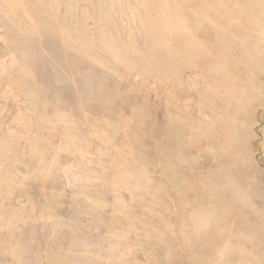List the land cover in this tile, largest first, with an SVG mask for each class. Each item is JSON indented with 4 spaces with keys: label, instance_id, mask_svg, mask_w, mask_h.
<instances>
[{
    "label": "rangeland",
    "instance_id": "obj_1",
    "mask_svg": "<svg viewBox=\"0 0 264 264\" xmlns=\"http://www.w3.org/2000/svg\"><path fill=\"white\" fill-rule=\"evenodd\" d=\"M206 1L0 0V264H264V0Z\"/></svg>",
    "mask_w": 264,
    "mask_h": 264
},
{
    "label": "bare ground",
    "instance_id": "obj_2",
    "mask_svg": "<svg viewBox=\"0 0 264 264\" xmlns=\"http://www.w3.org/2000/svg\"><path fill=\"white\" fill-rule=\"evenodd\" d=\"M203 1H206V0H203ZM227 1H228V0H227ZM237 1H238V0H237ZM248 1H249V0H248ZM256 1H257V0H256ZM259 1H260V0H259ZM261 1H262V0H261ZM261 1H260V2H261ZM156 2H157V1H156ZM161 2H163V1H161ZM206 2L208 3L209 0L206 1ZM223 2H224V1H223ZM223 2H222L221 5L225 4V3H223ZM225 2H226V1H225ZM228 2H229V1H228ZM233 2H234L235 5L238 3V2L235 3V1H233ZM252 2H253V0H252ZM260 2L257 1V4L259 3V6H258L257 4H255V6L257 5V6L260 8V6H261V5H260ZM263 2H264V1H263ZM263 2H262V3H263ZM218 3H220V2H218ZM262 3H261V4H262ZM157 4H159V1H158ZM160 4L163 5L164 3H163V4L160 3ZM201 4H202V3H201ZM203 4H205V3H203ZM230 4H231V3H230ZM232 4H233V3H232ZM247 4H249V3H246V6H247ZM251 4H252V3H251ZM155 5H156V4H155ZM183 5H184V4H183ZM221 5H220V6H221ZM226 5H227V2H226V4H225V6H226ZM237 5H238V4H237ZM244 5H245V3H244ZM180 6H181V5H180ZM218 6H219V4H218ZM218 6H217V7H218ZM220 6H219V7H220ZM227 6L230 7L229 4H228ZM233 6H234V5H233ZM242 6H243V5H242ZM246 6H245V7H246ZM248 6H249V5H248ZM251 6H252V5H251ZM251 6H249V7H251ZM156 7H158V6H156ZM176 7H177V6H176ZM178 7H179V6H178ZM185 7H187V6H185ZM185 7H184V9L182 8V9H183V10H182L183 14H184V11L186 10ZM217 7H216V8H217ZM223 7H224V6H223ZM223 7H220V8H223ZM249 7H248V8H249ZM261 7H262V6H261ZM160 8L162 9V6H161ZM160 8H159V9H160ZM172 8H173V7H172ZM172 8H171V10H172ZM190 8H191V6H190ZM220 8H219V9H220ZM233 8H234V7H233ZM242 8H244V7H242ZM159 9H158V10H159ZM165 9H166V8H165ZM176 9H177V8H176ZM179 9H180V8H178V10H179ZM187 9H188V8H187ZM219 9H218V10H219ZM225 9H226V7H224V10H225ZM230 9L232 10V8H230ZM230 9H229V10H230ZM240 9H241V7H240ZM240 9H239V10H240ZM253 9H254V8H253ZM156 10H157V8H156ZM158 10H157V11H158ZM162 10H164V9H162ZM168 10H169V9H168ZM178 10H177V11H178ZM216 10H217V9H216ZM218 10H217V13H219ZM220 10H222V9H220ZM242 10H243V9H242ZM258 10H259V9H257V11H258ZM173 11H175V9H173ZM177 11H175V15L178 14V13H176ZM180 11H181V9H180ZM245 11H248V10L246 9ZM251 11H252V8H251ZM253 11H255V10H253ZM257 11H256V12H257ZM263 11H264V10H263ZM263 11H262L261 13H263ZM222 12H223V11H221V13H222ZM225 12H226V11H225ZM239 12H241V11H239ZM227 13H228V12H227ZM233 13L236 14L237 11H236V13H235V12H233ZM247 13H248V12H247ZM252 13H253V12H252ZM152 14H153V12H152ZM173 14H174V13H173ZM186 14H187V12H186ZM188 14H189V13H188ZM188 14H187V15H188ZM238 14H239V13H238ZM238 14H237V16H238ZM242 14L245 15V13H243V12H242ZM242 14H241V15H242ZM254 14H255V13H254ZM263 14H264V13H263ZM155 15H156V14L154 13V16H153V15H151V16L155 17ZM178 15H179V14H178ZM247 15H248V14H247ZM249 15H251L250 12H249ZM256 15H259V13L256 14ZM170 16H171V17H170ZM170 16H169V17H170V19H171V18H172V15H170ZM182 16L184 17V16H186V15H182ZM182 16L179 15L177 20H179V19H180L179 17H182ZM188 16H189V15H188ZM233 16H234V15H233ZM237 16H236V17H237ZM252 16H253V14H252ZM259 16H260V15H259ZM259 16H258V17H259ZM166 17H167V16H166ZM176 17H177V16H176ZM231 17H232V16H231ZM234 17H235V16H234ZM236 17H235V18H236ZM261 17H262V15H261ZM158 18H160V17L158 16ZM174 18H175V17H174ZM186 18H187V16H186ZM186 18H185V19H186ZM241 18H242V17H241ZM247 18H249V17H247ZM255 18H256V16H255ZM154 19H155V18H154ZM182 19L184 20V18H182ZM182 19H181V21H182ZM187 19H189V18H187ZM200 19H201V18H200ZM223 19H224V18H223ZM237 19H238V20H237ZM237 19H236V21H240V20H239L240 17L237 18ZM242 19H243V18H242ZM242 19H241V21H242ZM252 19H253V17H252ZM256 19H257V18H256ZM157 20H158V19H157ZM157 20H156V22H157ZM162 20L164 21V18L162 19V17H161V20H160V21H162ZM165 20H166V18H165ZM192 20H193V19H192ZM216 20H217V19H216ZM216 20H215V21H216ZM220 20H221V17H220ZM243 20H244V19H243ZM245 20H246V19H245ZM259 20H260V19H259ZM174 21H175V20H174ZM190 21H191V20H190ZM222 21H223V20H222ZM255 21H256V20H255ZM261 21H262V20H260L259 22H261ZM183 22H184V21H183ZM186 22H187V21H186ZM191 22H192V21H191ZM219 22H220V21H219ZM226 22H227V21H226ZM226 22H224V23H226ZM247 22H248V21H247ZM256 22H257V21H256ZM236 23H237V22H236ZM240 23H241V22H240ZM240 23H238V24H240ZM229 24H230V23H229ZM233 24H234V23H233ZM244 24H246V21L244 22ZM244 24H241V25L243 26ZM256 24H257V23H256ZM258 24H259V23H258ZM261 24H262V22L260 23V25H261ZM186 25L189 27L188 24H186ZM218 25H219V26H222V24L220 25V23H218ZM249 25H251V24L249 23ZM249 25H248V26H249ZM260 25H258V27H259ZM262 25H263V24H262ZM151 26H152V25H151ZM151 26H150V27H151ZM190 26H193V25H190ZM224 26H225V24H224ZM233 26H234V25H233ZM244 26H245V25H244ZM256 26H257V25H256ZM188 27H187V28H188ZM238 27L240 28L241 26H238ZM246 27H247V25H246ZM189 28H190V27H189ZM221 28H223V27H221ZM231 28H232V27H231ZM235 28H237V27H235ZM239 28H238V30H239ZM249 28H250V27H249ZM249 28H247L246 31H248ZM254 28H255V27H253V30H254ZM256 28H257V27H256ZM191 29H192V27H191ZM225 29H226V26H225ZM227 29H228V28H227ZM261 29H262V28H261ZM163 30H165V29H163ZM163 30H162V32L164 33L166 30H165V31H163ZM235 30H236V29H235ZM241 30H245V27H244V29L241 28ZM255 30H257V29H255ZM255 30H254V31H255ZM152 31H153V30H152ZM226 31H227V30H226ZM228 31H229V30H228ZM231 31H232V30H231ZM251 31H252V28H251ZM189 32H190V31H188V33H189ZM243 32H244V31H243ZM249 32H250V30H249ZM186 33H187V32H186ZM235 33H236V32H235ZM246 33H247V32H246ZM151 34H152V33H151ZM153 34H154V33H153ZM153 34H152V36H153V38H155ZM187 35H188V34H187ZM222 35H223V34H222ZM234 35H236V34H232V37H234ZM237 35H238V34H237ZM250 35L253 36L252 32H251ZM263 35H264V34H263ZM181 36H182V35H181ZM220 36H221V35H220ZM224 36H225V35H224ZM240 36H241V35H240ZM242 36H243V35H242ZM254 36L256 37L255 34H254ZM258 36H259V34H258ZM182 37H183V36H182ZM237 37H238V36H237ZM246 37H247V36H246ZM260 37H261V36H260ZM262 37H263V36H262ZM168 38H169V37H168ZM168 38H167V39H168ZM223 38H224V37H223ZM243 38H244V37H243ZM243 38H242V39H243ZM250 38H251V40H252V37H250ZM149 39H150V38H148V40H149ZM225 39H226V38H225ZM225 39H224V40H225ZM235 39H236V38H235ZM245 39H246V38H245ZM245 39L243 40V42H242V41H241V42H242V44L248 45L249 43H247L248 41L246 42ZM256 39H257V38H255V40H256ZM171 40H172V39H170V41H171ZM173 40H174V39H173ZM185 40H186V39H185ZM195 40H196V39H194V42H195ZM219 40H221V39L219 38ZM233 40H234V39H233ZM259 40H260V39H259ZM180 41H181V40H180ZM186 41H188V40H186ZM221 41H222V40H221ZM226 41H228V40L226 39ZM244 41H245V43H244ZM249 41H250V40H249ZM261 41H262V40H261ZM149 42H150V41H149ZM168 42H169V41H168ZM173 42H175V40H174ZM181 42H182V41H181ZM192 42H193V41H192ZM230 42H231V41H230ZM230 42H228V43H230ZM250 42H251V41H250ZM169 43H170V42H169ZM190 43H191V42H190ZM219 43H220V42H219ZM223 43H224V42H223ZM223 43H222V44H223ZM228 43H226V44H228ZM246 43H247V44H246ZM261 43H263V42H261ZM150 44H151V43H150ZM177 44H179V43L177 42ZM183 44H184V43H183ZM242 44H239V46L242 45ZM259 44H260V42H259ZM179 45H182V43H180ZM195 45H196V44H195ZM224 45H225V43H224ZM231 45H232V42H231V44H230L229 46H231ZM237 45H238V44H237ZM251 45L253 46L252 42H251ZM260 45H261V44H260ZM263 45H264V43H263ZM196 46H197V45H196ZM216 46H217V45H216ZM216 46H215V44H214V47H216ZM257 46H259V45H257ZM179 47H180V46H179ZM189 47H190V46H189ZM189 47H188V48H189ZM244 47H245V46H244ZM244 47H242V48H244ZM259 47H260V46H259ZM263 47H264V46H263ZM263 47H261V50H262V51H264ZM149 48H150V47H149ZM181 48H182V47H180V49H181ZM183 48H186V47H183ZM216 48H218V46H217ZM232 48H233V47H232ZM247 48H248V47H247ZM252 48H253V47H252ZM252 48H251V50H252ZM255 48H256V47H255ZM152 49H153V48H152ZM197 49H198V51L200 50V49H199V46H198ZM213 49H214V48H213ZM218 49H222V47H220V48H218ZM256 49L259 50V48H256ZM161 50H162V49H161ZM161 50H160V53L162 52ZM187 50H188V49L186 48V51H187ZM190 50H192V49H190ZM223 50H224V48H223ZM225 50H227V49H225ZM228 50H229V49H228ZM230 50H231V49H230ZM254 50H255V49H253V52H255ZM261 50H260V51H261ZM152 51H153V50H152ZM176 51H177V50H176ZM176 51H175V53H176ZM195 51H197V50H195ZM201 51H202V50H201ZM201 51H200V52H201ZM219 51H220V50H219ZM256 51H257V50H256ZM147 52H148V50H147ZM157 52H158V51H157ZM173 52H174V51H173ZM212 52H213V51H212ZM253 52H252V53H253ZM160 53H159V54H160ZM177 53H178V51H177ZM182 53H184V51H183ZM188 53H189V52H188ZM193 53H194V52H193ZM214 53H215V51H214ZM224 53H225V52H224ZM257 53H258V52H257ZM147 54H148V53H147ZM170 54H171V53H170ZM170 54H169V55H170ZM186 54H187V53H186ZM199 54L201 55V53H199ZM219 54H222V53H218V56H220ZM225 54H229V53L227 52V53H225ZM145 55H146V54H145ZM162 55H163V54H162ZM175 55H176V54H175ZM180 55H181V54H180ZM184 55H185V53H184ZM191 55H192V52H191ZM197 55H198V54H197ZM215 55H216V54H215ZM223 55H224V54H223ZM233 55H234V54H233ZM164 56H165V52H164ZM170 56H172V55H170ZM185 56H186V55H185ZM185 56H183V57H185ZM187 56H188V54H187ZM193 56L196 57V55H193ZM206 56H207V55H206ZM216 56H217V55H216ZM221 56H222V55H221ZM226 56H229V55H226ZM230 56H231V54H230ZM230 56H229V57H230ZM181 57H182V56H181ZM188 57H189V56H188ZM194 57H193V58H194ZM198 57H199V56H198ZM198 57H197V58H198ZM201 57H202V56H201ZM208 57H209V56H208ZM234 57H237V56L234 55ZM234 57H233V58H234ZM262 57H263V56H262ZM156 58H157V57H156ZM159 58H162V57L160 56ZM173 58H175V57H173ZM217 58H218V57H217ZM217 58H216V59H217ZM220 58H221V57H220ZM230 58H231V57H230ZM230 58H227V59L230 60ZM195 59H196V58H195ZM195 59H194V60H195ZM203 59H204V58H203ZM210 59H213V58H210ZM231 59H232V58H231ZM239 59H242V58H239ZM239 59H238V60H239ZM164 60H165V59H164ZM169 60H170V59H169ZM169 60H167V62H168ZM185 60H186V59H185ZM197 60H199V59H197ZM205 60H206V62H204V60H203L202 62H204L205 64H207V62H208L209 59L207 60V58H205ZM238 60H237V62H239ZM187 61H188V60H187ZM189 61H190V60H189ZM189 61H188V62H189ZM200 61H201V60H200ZM215 61H218V62H219L220 60H215ZM215 61H214V62H215ZM221 61H222V60H221ZM224 61H227V60H224ZM232 61H234V60H232ZM161 62H162V61H161ZM185 62H186V61H185ZM195 62H196V61H195ZM195 62H194V63H195ZM198 62H199V61H198ZM198 62H197V63H198ZM202 62H201V63H202ZM210 62H213V60L210 61ZM230 62H231V61H230ZM168 63H171V62H168ZM172 63H173V62H172ZM172 63H171V64H172ZM189 63H190V62H189ZM194 63H193V64H194ZM199 63H200V62H199ZM227 63H228V62H227ZM235 63H236V62H234V64H235ZM164 64H165V63H164ZM195 64H196V63H195ZM209 64H210V63H209ZM224 64H226V63H224ZM224 64H223V67L225 66ZM173 65H175V64L173 63ZM173 65H172V66H173ZM188 65H189V64H188ZM199 65H200V64H199ZM211 65H213V64H211ZM163 66H164V65H163ZM165 66H166V65H165ZM165 66H164V67H165ZM170 66H171V65H170ZM172 66H171V67H172ZM231 66H232V65H231ZM159 67H160V66H159ZM159 67H158V68H159ZM161 67H162V64H161ZM164 67H163V68H164ZM200 67H202V66H200ZM207 67H208V66H207ZM210 67H211V66H210ZM229 67H230V66H227V67H224V68H228V70H229ZM232 67H233V66H232ZM237 67H238V66H237ZM156 68H157V66H156ZM163 68H162V69H163ZM169 68H170V67H169ZM179 68H180V67H179ZM177 69H178V66H177ZM202 69H203V68H202ZM206 69H207V68H206ZM206 69H205V70H206ZM233 69H234V68H233ZM159 70H161V69H159ZM170 70H171V69H170ZM182 70H184V68H182ZM205 70L203 69V71H205ZM209 70H210V69H209ZM172 71H173V70H172ZM231 71H232V70H231ZM158 72H159V71H158ZM176 72H177V70H176ZM179 72H181V71H179ZM205 72H206V71H205ZM205 72H203V73H205ZM210 72H211V71H210ZM213 73H215V72H213ZM234 73H236V70H235V72H233V74H234ZM178 74L180 75V73H178ZM181 74H182V73H181ZM205 74H207V73H205ZM205 74H203L202 77H203ZM231 74H232V73H231ZM240 74H241V73H240ZM171 75H172V74H171ZM173 75H177V74H174V72H173ZM183 75H184V74H182V76H183ZM215 75H216V74H215ZM160 76H161V75H160ZM180 76H181V75H180ZM219 76H220V75H219ZM224 76H226V75H224ZM237 76L239 77L240 75H237ZM205 77H206V75H205ZM205 77H204L203 79L206 80L207 77H208V75H207L206 78H205ZM214 77H215V76H213V78H214ZM226 77H227V76H226ZM233 77H234V75H233ZM238 77H237V78H238ZM243 77H244V76H243ZM175 78H176V77H175ZM177 78H178V77H177ZM213 78H212V79H213ZM216 78H217V77H216ZM216 78H215V79H216ZM235 78H236V76H235ZM235 78H234V79H235ZM237 78H236V79H237ZM244 78H245V77H244ZM246 78H247V77H246ZM173 79H174V78H173ZM173 79H170V80H173ZM212 79H209V78H208V80H209L208 83H210V80H212ZM227 79H228V77H227ZM232 79H233V78H232ZM232 79H230V80H232ZM241 79H242V78H241ZM201 80H202V78H201ZM213 80H214V79H213ZM213 80H212V81H213ZM238 80H240V79L238 78ZM242 80H243V79H242ZM175 81H176V80H175ZM212 81H211V82H212ZM254 81H256V80H254ZM215 82H216V81H215ZM223 82H224V81H223ZM233 82H234V80H233ZM256 82H257V81H256ZM169 83H170V81H169ZM176 83H177V82H176ZM234 83H235V82H234ZM237 83H239V82L237 81ZM170 84H171V83H170ZM172 84H173V83H172ZM172 84H171V85H172ZM204 84H205V82H204ZM212 84H214V83H212ZM243 84H244V83H243ZM246 84H247V83H246ZM206 85H207V84H206ZM208 85H209V84H208ZM227 85H228V84H227ZM235 85H237V84H235ZM252 85H253V84H252ZM252 85H251V86H252ZM173 86H174V84H173ZM173 86H172V87H173ZM175 86H176V85H175ZM209 86L211 87L212 85L210 84ZM209 86H207V88H208ZM214 86H215V85H214ZM230 86L233 87V88H231V89H232V93H233V91H235V89L237 88V86H236V88H234V84H232L231 82H230ZM243 86H244V85H243ZM212 87H213V86H212ZM215 87H216V86H215ZM227 87H229V86H227ZM205 88H206V87H205ZM255 88H256V87H255ZM257 88H258V87H257ZM201 89H202V88H201ZM213 89H214V88H213ZM215 89H216V88H215ZM237 89H238V88H237ZM240 89H241V88H240ZM260 89H261V86H260ZM170 90H171V89H170ZM175 90H176V89H175ZM206 90H209V89H206ZM218 90H219V89H218ZM238 90H239V89H238ZM244 90H245V88L243 87V91H244ZM250 90H251V89H250ZM255 90H256V89H255ZM176 91H177V90H176ZM216 91H217V90H216ZM216 91H215V92H216ZM240 91H241V90H240ZM240 91H239V92H240ZM245 91H246V90H245ZM171 92H172V90H171ZM210 92H211V91H210ZM223 92H224V91H223ZM239 92H238V93H239ZM255 92H256V91H255ZM258 92H259V91H258ZM204 93H205V92L203 91V93L200 94V95L202 96ZM206 93H207V91H206ZM206 93H205V94H206ZM226 93H227V92H226ZM229 93H230V92H229ZM244 93H245V92H244ZM250 93H251V92H250ZM219 94H220V93H218V95H219ZM235 94H237V93H235ZM242 94H243V93H242ZM248 94H249V93H248ZM251 94H252V93H251ZM254 94H255V93H254ZM254 94H253V95H254ZM256 94H257V93H256ZM200 95H199V96H200ZM218 95H217V97H219ZM243 95H244V94H243ZM209 96H211V95H209ZM212 96H213V95H212ZM212 96H211V98H212ZM223 96H224V97H223ZM233 96H234V95H233ZM244 96H246V94H245ZM248 96H249V95H247L246 98H249ZM204 97H205V96H204ZM207 97H208V96H207ZM220 97H221V100H222V101H223L224 99L229 100V99H230V94L226 96V95H224V93H223V94L220 95ZM222 97H223L224 99H222ZM231 97H232V96H231ZM238 97H239V96H238ZM211 98H210V99H211ZM246 98H245V99H246ZM213 99H214V98H213ZM213 99H211V100H213ZM237 99H238V98H236V100H237ZM207 100H208V99H207ZM221 100H219V101H221ZM242 100H243V99H242ZM216 101H217V99H216ZM207 102H210V101L208 100ZM231 102H232V101H231ZM215 103H216V102H215ZM223 103H224V102H223ZM226 103H227V102H226ZM243 103H244V102H243ZM246 103H247V102H246ZM201 104H202V103H201ZM224 104H225V103H224ZM224 104H223V108H224ZM216 105H217V103H216ZM218 105L220 106L219 103H218ZM246 105H247V104H246ZM256 105H257V104H256ZM203 106H205V105H203ZM214 106H215V104H214ZM214 106H213V107H214ZM226 106H227V104L225 105V107H226ZM217 107H218V106H216V108H217ZM220 107H221V106H220ZM203 108H204V107H203ZM207 108L209 109V107H207ZM207 108H204V109L206 110ZM216 108H215V109H216ZM221 108H222V107H221ZM200 109H202V108H200ZM212 109H213V108H212ZM205 110H204V111H205ZM213 110H214V109H213ZM213 110H212V111H213ZM216 110H218V108H217ZM216 110H215V111H216ZM219 110H220V109H219ZM200 111H201V110H200ZM215 111H213L214 114H217V113H215ZM206 112H207V111H206ZM206 112H205V113H206ZM210 112H211V109H210V111L208 110V113H210ZM219 112H220V111H218V113H219ZM181 114H182V113H181ZM211 114H212V113H211ZM211 114H210V115H211ZM214 114L212 115L213 117H214ZM219 115L221 116V114H219ZM216 116H217V115H216ZM223 116H224V115H223ZM209 117H211V116H209ZM209 117H208V118H209ZM225 117H226V116H225ZM176 118H177V117H176ZM176 118H175V119H176ZM216 118H217V120L219 121V116L216 117ZM209 119H210V118H209ZM211 119H212V117H211ZM220 119H221V118H220ZM176 120H177V119H176ZM186 120H187V118H186ZM186 120H185V121H186ZM214 120H215V117H214ZM224 120H225V119H223V121H224ZM207 121H208V119H207ZM210 121H211V120H210ZM166 122H168V121H165V123H166ZM171 122H172V121H171ZM208 122H209V121H208ZM213 122H214V121H213ZM219 122H221V120H220ZM168 123H170V122H168ZM214 123H215V122H214ZM223 123L226 124V122H223ZM175 124H176V122H175ZM205 124H206V123H205ZM207 124H208V123H207ZM209 124H210V122H209ZM217 124H218V122H217ZM211 125H213V124H211ZM215 125H216V124H215ZM218 125H219V124H218ZM165 126H167V125H165ZM172 126H173V125H172ZM221 126H222V124H221ZM225 126H227V125H224L223 128H225ZM169 127H170V126H169ZM170 128H171V127H170ZM205 128H206V127H205ZM207 128H208V127H207ZM220 128H221V127H220ZM167 129L169 130V128H167ZM209 129H210V125H209ZM205 130H206V129H205ZM207 130H208V129H207ZM229 130H230V129H229ZM165 131H167V130L165 129ZM167 132H168V131H167ZM169 132H170V130H169ZM205 132H207V131H205ZM165 134H167V133L165 132ZM228 134H229V133H228ZM169 135H170V134H169ZM228 136H229V135H228ZM229 137H233V136L230 135ZM233 138H234V137H233ZM230 139H232V138H230ZM237 147H238V146H237ZM236 152H237V151H236ZM236 152H235V153H236ZM237 153H238V152H237ZM236 155H238V154H236ZM236 172H237V171H236Z\"/></svg>",
    "mask_w": 264,
    "mask_h": 264
}]
</instances>
